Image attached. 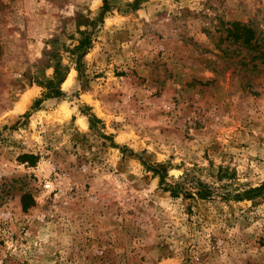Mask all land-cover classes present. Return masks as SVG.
<instances>
[{"label":"rangeland","instance_id":"1","mask_svg":"<svg viewBox=\"0 0 264 264\" xmlns=\"http://www.w3.org/2000/svg\"><path fill=\"white\" fill-rule=\"evenodd\" d=\"M142 161L264 183V0H0V264H264V191Z\"/></svg>","mask_w":264,"mask_h":264},{"label":"trees","instance_id":"2","mask_svg":"<svg viewBox=\"0 0 264 264\" xmlns=\"http://www.w3.org/2000/svg\"><path fill=\"white\" fill-rule=\"evenodd\" d=\"M140 0H136L139 2ZM107 6L106 3L103 4L102 10H104ZM239 31H247L246 27L241 25L239 26ZM83 34L82 32H80ZM241 33L237 35V39H239ZM239 37V38H238ZM90 45V38L87 34H84L80 39L77 40V43L73 45L72 48L68 49L71 55L75 56L76 62H80V59L84 55L86 49ZM63 67L60 64L54 66V76L52 79L45 81L44 87L46 88V92L44 93V97L42 99L57 97L61 95V91L59 89L60 83L64 79ZM41 99H38L34 103V107H38ZM91 119H94V115L90 114ZM142 164H145L146 168L152 171L153 175L158 177V183L164 191L169 192V195L173 198H177L181 196L183 199H211L215 195L220 196L224 200H242V199H254L258 195L264 191V183L257 187L248 188L243 191L232 193L225 189V191H221L217 193V189L215 186L210 185L203 180H200L196 176H192L188 171L184 173V176L180 180H174L172 182H166L165 178L167 175L166 166L164 164H153L147 165L144 161ZM223 178H231V174L227 172L226 168L219 166L214 174V179L216 181H222Z\"/></svg>","mask_w":264,"mask_h":264},{"label":"built area","instance_id":"3","mask_svg":"<svg viewBox=\"0 0 264 264\" xmlns=\"http://www.w3.org/2000/svg\"><path fill=\"white\" fill-rule=\"evenodd\" d=\"M48 186H49L48 184L45 185L46 188H47Z\"/></svg>","mask_w":264,"mask_h":264}]
</instances>
